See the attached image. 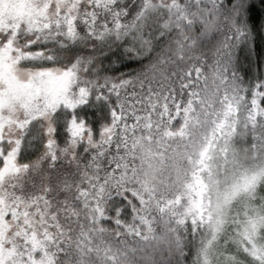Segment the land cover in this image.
<instances>
[{
    "label": "snow or ice",
    "instance_id": "6c2138e0",
    "mask_svg": "<svg viewBox=\"0 0 264 264\" xmlns=\"http://www.w3.org/2000/svg\"><path fill=\"white\" fill-rule=\"evenodd\" d=\"M0 264H264V0H0Z\"/></svg>",
    "mask_w": 264,
    "mask_h": 264
}]
</instances>
